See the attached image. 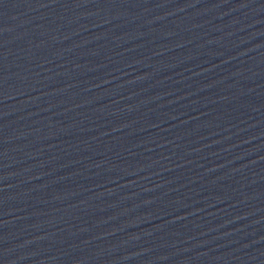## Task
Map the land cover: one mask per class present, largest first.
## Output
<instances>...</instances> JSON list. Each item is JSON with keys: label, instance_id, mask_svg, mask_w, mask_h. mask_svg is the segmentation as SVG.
<instances>
[{"label": "water", "instance_id": "water-1", "mask_svg": "<svg viewBox=\"0 0 264 264\" xmlns=\"http://www.w3.org/2000/svg\"><path fill=\"white\" fill-rule=\"evenodd\" d=\"M0 264H264V0H0Z\"/></svg>", "mask_w": 264, "mask_h": 264}]
</instances>
